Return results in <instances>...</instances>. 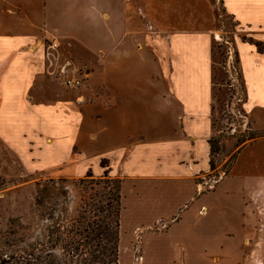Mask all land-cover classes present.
<instances>
[{
	"label": "crops",
	"instance_id": "crops-1",
	"mask_svg": "<svg viewBox=\"0 0 264 264\" xmlns=\"http://www.w3.org/2000/svg\"><path fill=\"white\" fill-rule=\"evenodd\" d=\"M222 4L239 27L245 81L263 82L255 43L264 44V0ZM216 32L210 0H0L2 147L27 173L67 162L74 146L123 165L118 264L245 260L247 186L264 174L263 141L243 145L204 191L184 166L200 157ZM57 39L68 59L71 44L84 49L76 59L92 71L81 94L57 92V51L47 44ZM201 87L206 111L189 104Z\"/></svg>",
	"mask_w": 264,
	"mask_h": 264
},
{
	"label": "rangeland",
	"instance_id": "rangeland-1",
	"mask_svg": "<svg viewBox=\"0 0 264 264\" xmlns=\"http://www.w3.org/2000/svg\"><path fill=\"white\" fill-rule=\"evenodd\" d=\"M210 1L216 10L217 31L211 49L210 112L201 136L200 157L192 161L195 164L186 160L184 165L199 191L227 174L243 145L256 140L264 144V80L245 81L233 44L239 27L224 11L222 0ZM59 41L47 43L57 51V92L63 94L64 87L81 94L89 88L86 81L92 68L76 59L84 49L71 44L68 59L60 53ZM259 47L258 58L264 59V44ZM91 59L96 64L95 57ZM66 79L78 83L69 86ZM201 90L198 95L195 91L193 100L188 96L189 104L206 111L204 87ZM2 146L0 142V261L118 264L113 248L118 235L123 165L102 157L90 161L74 146L67 162L52 170L27 173L16 156ZM246 200L253 204L252 229L243 264H264V174L248 181ZM106 236L110 237L107 246Z\"/></svg>",
	"mask_w": 264,
	"mask_h": 264
},
{
	"label": "trees",
	"instance_id": "trees-1",
	"mask_svg": "<svg viewBox=\"0 0 264 264\" xmlns=\"http://www.w3.org/2000/svg\"><path fill=\"white\" fill-rule=\"evenodd\" d=\"M255 45H256L257 49L260 50V49H259V43H255ZM100 164H101L102 167L105 166V164H104L103 162H101ZM118 226H119V224H118ZM104 241H105V245L107 246V243H110V237H109V236H106V237L104 238ZM117 243H118V235H117V241H116V244H115V248H113L114 253H115V256H116V261H117ZM0 264H6V263L3 262V261H0ZM25 264H30V263H28V262L26 261Z\"/></svg>",
	"mask_w": 264,
	"mask_h": 264
},
{
	"label": "built area",
	"instance_id": "built-area-1",
	"mask_svg": "<svg viewBox=\"0 0 264 264\" xmlns=\"http://www.w3.org/2000/svg\"><path fill=\"white\" fill-rule=\"evenodd\" d=\"M76 83H78V82H77V80H74V79H66L65 80V84L69 85V86L74 85Z\"/></svg>",
	"mask_w": 264,
	"mask_h": 264
}]
</instances>
